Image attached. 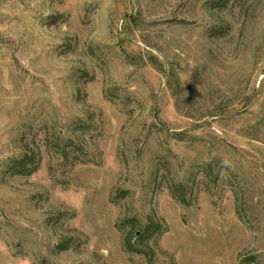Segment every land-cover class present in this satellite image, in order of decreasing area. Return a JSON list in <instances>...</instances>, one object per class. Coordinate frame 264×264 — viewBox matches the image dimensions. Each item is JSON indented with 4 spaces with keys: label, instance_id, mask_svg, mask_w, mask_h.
<instances>
[{
    "label": "rangeland",
    "instance_id": "obj_1",
    "mask_svg": "<svg viewBox=\"0 0 264 264\" xmlns=\"http://www.w3.org/2000/svg\"><path fill=\"white\" fill-rule=\"evenodd\" d=\"M0 264H264V0H0Z\"/></svg>",
    "mask_w": 264,
    "mask_h": 264
}]
</instances>
